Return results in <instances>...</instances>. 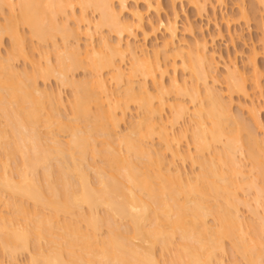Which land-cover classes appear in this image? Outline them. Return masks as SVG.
<instances>
[{
	"label": "bare ground",
	"instance_id": "6f19581e",
	"mask_svg": "<svg viewBox=\"0 0 264 264\" xmlns=\"http://www.w3.org/2000/svg\"><path fill=\"white\" fill-rule=\"evenodd\" d=\"M163 1L0 0V264H264V0Z\"/></svg>",
	"mask_w": 264,
	"mask_h": 264
},
{
	"label": "rangeland",
	"instance_id": "374dc122",
	"mask_svg": "<svg viewBox=\"0 0 264 264\" xmlns=\"http://www.w3.org/2000/svg\"><path fill=\"white\" fill-rule=\"evenodd\" d=\"M167 0H164L163 3L164 5L167 4L166 2ZM188 0H184V6L182 8V6H179V10H180V15H181V18L179 20V27H180V36L182 35H185L183 36L185 39L190 40V42H192V39L195 38V36H197L198 34H196L195 36L194 35H190V34H184L183 32V27H184V24L186 23V18L190 19L191 21H193V23L196 24V26L198 27H202L203 30H204V33L205 35L209 38L210 36L214 35V34H217V32L220 30L222 33H223V36L222 37H218L215 39V43L211 46V50H215L217 51V57H222V59L224 60H227L229 57H235L236 56V63L239 67H241L240 69H246V71L248 70L249 71V68H245V67H248L246 66L247 64L245 63L246 62V58L249 54V49H250V46L252 44H255V45H260L259 44V40L260 38L262 37V29L259 30L260 28H258V25L255 23H257L256 21L253 20V22H251L249 25H246L245 23L243 22H240L239 23H233L231 24L229 27L230 29V32L228 31V25L227 23L222 19L225 17L226 18H230V17H235L236 14L238 16V12H239V9H238V6L241 5L240 2L242 0H226L225 4L222 5L220 7V9H218L219 7L217 6L216 7V13H217V20H213V10L211 8H209V15L210 17L212 16V21H209V19L207 17H209L208 15L205 17V18H197L196 16V12H195V9L191 6H189V4L187 3ZM214 1V0H212ZM242 3H245L244 5L246 6V8H248L247 10L248 11H251L250 8H252L251 6V3H252V0H243ZM133 3H131L132 5ZM130 5V6H131ZM166 6V5H165ZM224 16V17H222ZM207 18V19H206ZM263 21V26H264V20ZM182 37V38H183ZM141 38V37H140ZM139 40H142L140 39ZM231 38H233V42L231 41ZM6 41L4 42V44L6 45L4 48H8V42H7V39H5ZM159 41L155 42V40H150L148 41V47L150 48L153 43H161L160 41L162 40V33L159 34ZM152 41V42H151ZM8 46V47H7ZM3 48V49H4ZM7 50V49H6ZM151 50V49H149ZM239 52V53H237ZM3 53H5V50H3ZM237 53V54H236ZM246 64V65H244ZM18 69H22L23 67V63L21 64L18 63ZM259 66L262 67V69H264V58L263 59H260L259 60ZM21 72V71H20ZM219 74H224V69L220 68V71H219ZM82 76H78V78H81ZM263 86H264V78H263ZM47 86V89L49 90H55V88H57L56 86H58V84L55 82V80H51L49 82V84L47 83L46 84ZM49 86L52 88H49ZM219 87H223L222 85H218ZM45 86L42 84L41 85V88L43 89ZM65 91V92H64ZM63 91V97H67L69 99L70 97V94L68 92H70V90L66 89ZM263 98L261 97V100L262 102H264V87H263V94H262ZM66 99V98H65ZM236 98V101L235 104H234V112L236 113L237 111H239V109L237 108L238 106H240L243 102ZM238 102H240L238 104ZM238 105V106H236ZM64 109V108H63ZM63 109H62V112H63ZM67 109V108H66ZM65 111V109H64ZM68 112V109L66 110ZM65 111V112H66ZM64 112V113H65ZM135 112H133V114H131L130 116L133 117L132 119L135 118L136 116V113L134 114ZM246 115V114H245ZM248 116V115H246ZM246 116H244L246 119H248ZM262 116V121L264 122V113L261 115ZM130 117L128 118V121H129ZM130 119V120H132ZM133 121V120H132ZM264 124V123H263ZM258 134H260L261 136V133H259V131H257ZM186 142H184L183 145H185ZM186 148V146H183ZM189 165L186 166L187 168V172H190V167H188ZM189 169V170H188ZM22 256V257H21ZM21 256H19V260L17 264H24L26 263V259L28 258V255L27 253L22 254Z\"/></svg>",
	"mask_w": 264,
	"mask_h": 264
}]
</instances>
